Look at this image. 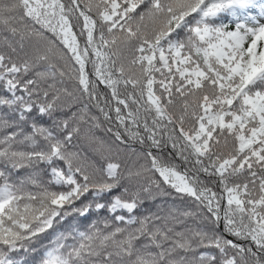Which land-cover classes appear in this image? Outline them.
<instances>
[{
  "label": "snow or ice",
  "instance_id": "snow-or-ice-1",
  "mask_svg": "<svg viewBox=\"0 0 264 264\" xmlns=\"http://www.w3.org/2000/svg\"><path fill=\"white\" fill-rule=\"evenodd\" d=\"M157 198L187 204L138 215ZM37 244L38 264H264V0H0V264Z\"/></svg>",
  "mask_w": 264,
  "mask_h": 264
},
{
  "label": "trees",
  "instance_id": "trees-1",
  "mask_svg": "<svg viewBox=\"0 0 264 264\" xmlns=\"http://www.w3.org/2000/svg\"><path fill=\"white\" fill-rule=\"evenodd\" d=\"M223 19L225 21H227L229 24L232 23V18L230 16L225 15L223 17ZM91 112L93 115H99V113L97 112L96 109H91ZM42 123H48L47 120L41 121ZM101 125L102 128H106L108 127L107 123L103 121V118L101 117ZM88 127L87 125H83L82 128H86ZM95 133L97 136L104 138V139H108L110 134H107L106 132L102 131L101 129H96ZM74 143L78 144L81 148L82 151L88 153L90 151L89 149V145L87 144V142L83 139H74L73 141ZM187 204V202H185L184 204H181V202L179 200H173L172 198H157L154 202H149L146 203L144 205V209L138 213V215L140 214H146L148 211H152L155 212L157 211V205H163L164 206V210L167 211L169 209V206L171 205H176L178 207H180L181 209H183V207H185ZM106 214L101 212V213H91L89 216H87L86 218H78L75 216H70L68 217L66 220L62 221L61 223L54 225L53 229H50L48 231V233L44 234L41 238V244H46L54 235L55 232H60V231H64V232H69L72 231L75 228H79L81 230H83L84 228H86L88 226V224L93 221V220H99L101 217L105 216ZM35 247L38 248V251L36 252H23L21 251L20 253L17 254V258L18 259H22L24 264H38L40 256L42 254L43 249L40 247L39 244L35 245Z\"/></svg>",
  "mask_w": 264,
  "mask_h": 264
}]
</instances>
